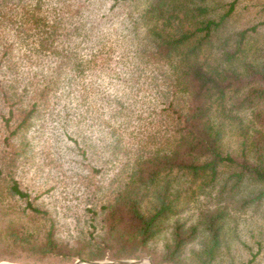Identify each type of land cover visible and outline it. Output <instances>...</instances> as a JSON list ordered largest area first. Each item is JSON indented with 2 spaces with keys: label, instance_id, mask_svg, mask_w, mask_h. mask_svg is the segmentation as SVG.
Here are the masks:
<instances>
[{
  "label": "trees",
  "instance_id": "16d2710c",
  "mask_svg": "<svg viewBox=\"0 0 264 264\" xmlns=\"http://www.w3.org/2000/svg\"><path fill=\"white\" fill-rule=\"evenodd\" d=\"M240 1L0 0L6 126L103 114L104 142L73 132L111 172L91 229L65 237L12 158L0 192L24 206L8 210L0 242L37 258L236 264V216L264 206V21L239 24ZM70 84L84 110L52 106Z\"/></svg>",
  "mask_w": 264,
  "mask_h": 264
},
{
  "label": "rangeland",
  "instance_id": "374dc122",
  "mask_svg": "<svg viewBox=\"0 0 264 264\" xmlns=\"http://www.w3.org/2000/svg\"><path fill=\"white\" fill-rule=\"evenodd\" d=\"M240 2H242L241 8L237 16L239 24L264 21V0H241ZM260 31L262 39L264 24L260 26ZM107 81H110L108 74H103L97 79V82L104 85ZM63 89V93L53 99L52 106L59 108L71 105L79 110L85 109L86 104L76 95L74 85L64 86ZM97 95L102 96V90H99ZM7 109L0 106L2 110L0 115L1 173L8 172V162L14 158V163L11 162L14 164L11 174L19 181L22 188L36 197V203L43 204L53 214L59 215L62 235L68 237L76 229L87 233L90 228L91 209L99 210V198L107 191L111 172L103 166L102 159L105 151L100 147L88 148L85 151L83 140L85 136L87 139L99 138L104 142L105 132L102 130V125L105 124L103 122L105 115L94 112L91 118L82 117L79 120L78 117L70 116L73 114L72 109L67 116L63 112H41L23 131L14 134L10 132L12 127L6 126L5 123ZM74 130L84 136H78L73 132ZM68 133L73 135L69 137ZM75 137L78 138V144L73 140ZM93 165H96L98 169H95ZM23 206L22 200L10 198L4 192H0V225L8 219V210L20 211ZM257 211L247 209L242 215L236 216L234 230L238 231L239 238H234L230 254L236 260V264L249 258H252L253 264H264V206ZM93 222L96 220L93 219ZM100 224L97 225L100 226ZM193 246L197 247L198 243L189 244L188 253ZM37 257L28 255L15 244H9L8 241L0 242L1 263L72 264L81 260L82 264H113L85 263L88 260L80 258ZM142 257H148V255L130 258Z\"/></svg>",
  "mask_w": 264,
  "mask_h": 264
},
{
  "label": "water",
  "instance_id": "95a60500",
  "mask_svg": "<svg viewBox=\"0 0 264 264\" xmlns=\"http://www.w3.org/2000/svg\"><path fill=\"white\" fill-rule=\"evenodd\" d=\"M148 262L149 264H154L150 257H142L138 259H131V258H122V259H107V260H101V259H95V260H88L85 261V263H113V264H136V263H143ZM0 264H7V263H1ZM72 264H82V261L78 260Z\"/></svg>",
  "mask_w": 264,
  "mask_h": 264
}]
</instances>
